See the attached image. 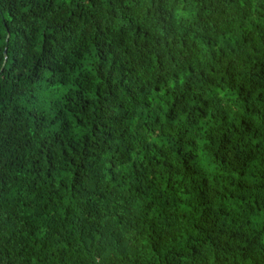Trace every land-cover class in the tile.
Here are the masks:
<instances>
[{"label": "trees", "instance_id": "16d2710c", "mask_svg": "<svg viewBox=\"0 0 264 264\" xmlns=\"http://www.w3.org/2000/svg\"><path fill=\"white\" fill-rule=\"evenodd\" d=\"M0 264H264V0H0Z\"/></svg>", "mask_w": 264, "mask_h": 264}, {"label": "rangeland", "instance_id": "374dc122", "mask_svg": "<svg viewBox=\"0 0 264 264\" xmlns=\"http://www.w3.org/2000/svg\"><path fill=\"white\" fill-rule=\"evenodd\" d=\"M48 95H49V94L46 93V92H41V93H39V96H40V97H43V101H44L45 98L48 97ZM53 99H55L54 96H53L52 98L48 99V101H52Z\"/></svg>", "mask_w": 264, "mask_h": 264}, {"label": "bare ground", "instance_id": "6f19581e", "mask_svg": "<svg viewBox=\"0 0 264 264\" xmlns=\"http://www.w3.org/2000/svg\"><path fill=\"white\" fill-rule=\"evenodd\" d=\"M183 208V207H182Z\"/></svg>", "mask_w": 264, "mask_h": 264}]
</instances>
